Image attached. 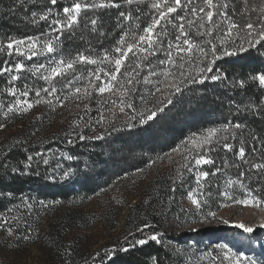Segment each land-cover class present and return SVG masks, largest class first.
<instances>
[{
  "label": "snow or ice",
  "instance_id": "snow-or-ice-1",
  "mask_svg": "<svg viewBox=\"0 0 264 264\" xmlns=\"http://www.w3.org/2000/svg\"><path fill=\"white\" fill-rule=\"evenodd\" d=\"M140 2L68 0L65 6L57 10L58 0H14L16 7L8 10L11 15H16L25 4H39V9L31 11L30 15L26 10L23 18L37 26L44 22L47 28L39 36H5L0 40V53H6L9 58L17 57L15 61L4 60L3 66H0V76L7 74L8 77L3 92L14 97L13 102L6 106L0 105V108L6 109L3 113L5 118L9 114H27L41 103L54 110L56 107H64L68 101L78 102L77 107L79 102L95 101L100 106L99 118L94 123L84 121V128L95 130L96 125L103 127L109 123L104 112L112 109H118L119 113L124 114L128 127L132 128L136 126L132 121L138 120L143 125L151 121L157 112L164 110L162 101L160 107L138 110L137 97L143 101L145 94L155 96L167 93L164 98L171 104L176 94L192 85L204 84L206 81L223 83L228 80L227 74L217 66V62L225 57H236L255 50L259 57L264 58V0H149V22L143 26L139 23L140 16L136 15L142 13L139 7L134 11H119L116 18V27L120 29L119 38L114 45L104 48L99 38H107L110 33L104 30L98 13L104 9L119 10L125 5L131 9L132 5ZM82 18L80 41L83 42L87 34L90 48L91 38H96L97 43L101 44V50L95 57L78 48L73 50L74 55L65 52V33L68 39L75 40ZM133 21L137 23L133 24ZM34 57H42L44 60L29 66L25 61H31ZM24 73H29L37 81H44L48 86L35 88L25 83L20 87L17 82L24 79ZM228 86L231 89V95L227 98L231 118L199 133H192L172 150L181 156L182 163L172 178L167 200L173 202L172 194L178 187L185 189L184 199L189 203V209L181 208V212L187 213L193 208L202 210L208 204L213 197L212 186L207 184L208 178L217 174L224 176L223 183L215 185L219 197L236 205L264 210V128H254L247 119L253 117L264 123V70L256 71L246 78L234 77L228 81ZM253 86L259 87V95L249 96V89ZM33 91L34 101L28 99ZM237 94H240V99L235 98ZM84 112H91L89 103H84ZM83 120L84 117L80 116L73 121L71 130L66 134L69 137L67 144L72 145L77 138L80 141L102 138L100 135L86 136L83 129L79 133L72 131L80 127V121ZM4 127L5 124L0 123V129ZM27 143V139L15 140L10 150ZM212 153L216 156L213 157ZM61 158L74 159L66 152L56 154L51 149L47 153L34 151L19 162L23 164L21 169L19 165L13 166L8 162L6 152L0 166L10 169L12 173L27 175L33 164L38 168L42 161L51 167V161L55 159V167L51 168L55 172L62 167L59 163ZM217 159L221 161L220 165H217ZM202 165H212L213 168L211 171L205 170ZM231 169H236L235 174ZM189 174L195 178L194 186L186 182ZM63 175L69 176L70 171H65ZM48 178L54 179L55 176ZM253 184L255 187H252ZM241 192L243 197L238 195ZM0 196L12 197L13 194L0 193ZM20 200L21 204L16 206L17 211L21 206L25 210L32 209L33 204L29 203L28 198L21 196ZM60 203L59 200L48 203L39 201L44 208ZM144 203L148 204L149 201ZM160 203V213L164 214L167 209L163 200ZM7 211L12 213L13 208ZM207 216L216 218V213L209 211ZM20 219L18 215L11 216V219L0 217V228H6L8 236L16 238L14 225H18ZM222 222L230 223L227 219ZM234 226L244 233L254 231L252 226L242 222ZM259 226L264 227V220ZM154 227L144 223L137 228L136 231L144 238L135 239L134 244L145 245L149 240L161 244L162 233L153 231L149 234L145 231ZM21 238L25 241L32 239L30 225ZM125 242H128L127 238ZM71 248V244L66 246L67 255H71ZM121 250L127 251L126 248ZM216 250L203 253L201 259L210 257L213 264H257L252 258L233 252L226 243L217 244ZM174 251L180 252L181 249L176 248ZM98 258L102 262L99 252L91 258L92 264ZM85 264L88 262L85 261ZM151 264H161L159 257L153 256Z\"/></svg>",
  "mask_w": 264,
  "mask_h": 264
},
{
  "label": "trees",
  "instance_id": "trees-1",
  "mask_svg": "<svg viewBox=\"0 0 264 264\" xmlns=\"http://www.w3.org/2000/svg\"><path fill=\"white\" fill-rule=\"evenodd\" d=\"M67 3L68 0H58L57 10ZM148 3L149 0H141L138 5H132L131 9L125 5L119 10L112 8L100 11L98 15L101 17L104 30L110 33L107 38H99L102 40V46L109 48L119 38L120 29L116 27L119 11H134L139 7L142 9V13H136L140 16L139 23L142 26L148 23L150 19ZM12 7H16L14 0H0V40L5 36L17 38L39 36L47 28L44 22L37 26L23 18L26 10L30 15L31 11L39 9V4L35 6L31 3L25 4L19 8L16 15L9 13L8 10ZM135 23L137 22L133 21V24ZM82 29L83 18L75 40L68 39V34L65 33V52H72L74 55L73 50L78 48L95 57L101 50V44L97 43L96 38H91L90 48L87 42L90 38L87 34L85 40L81 42L79 35ZM7 59L15 61L17 57L9 58L6 53H0V66H3L2 62ZM43 60L42 57H34L31 61L25 62L31 66L32 63ZM217 66L227 74L228 80L223 83L206 81L204 84L192 85L182 93L176 94L171 104L164 98L167 93L155 96L145 94L143 101L137 97L138 110L160 107L161 101L164 110L157 112L151 121L143 125L138 120L132 121L136 125L132 128L128 127L127 117L119 113L118 109L104 112L109 123L103 127L96 125L95 130L91 127L84 128V121L90 120L94 123L99 118L100 106L95 101L79 102V107L78 102L68 101L64 107H56L54 110L41 103L35 105L27 114H9L7 118L3 114L6 109L0 108V123L5 124V127L0 129V161L7 152L8 162L23 169V164L19 162L25 160L28 154L34 151L47 153L49 149L52 153L66 152L74 157L72 160L61 158L59 163L62 167L55 172L51 171L57 162L55 159L51 161V167L44 165L42 161L38 168L33 164L27 175L12 173L10 169L6 170L0 166V193L13 194L12 197L0 196V217L8 219L14 215L21 217L18 225H14L16 236L26 234L29 225L32 232L35 229L39 230L43 217L40 200L46 203L59 200L61 201L59 205L67 207L64 213L68 214L66 215L68 220L60 216L56 222L58 228L43 236V257L38 264H85V261L92 264L91 258L97 252L100 253L102 262L98 258L95 264H151L153 256L159 257L161 264H196L198 254L192 239L199 240L202 237V230L195 226L206 219L209 211L217 212L221 209L224 199L216 194L215 185L222 184L224 176L217 174L208 178L207 184L212 186L213 197L202 210L193 208L187 213L181 212V208L189 209L183 204L185 189L178 187L172 194L173 202L169 203L167 200L172 178L182 163L181 156L172 150L192 133H199L223 122L226 118H231L227 104V98L231 95L228 81L234 77L246 78L256 71L264 70V58L259 57L255 50H250L236 57H225L217 62ZM7 79V74L0 76V90L3 91L7 86ZM17 83L20 87L25 83L35 88L48 86L44 81L32 78L29 73H24V79ZM260 92L258 86H253L248 94L259 95ZM3 93L5 96L8 95ZM235 98L240 99V94ZM28 99L35 100L34 91L30 92ZM84 103H89L91 112L85 114ZM80 116H83L84 120L80 121V127L72 131L79 133L83 129L86 136L100 135L101 139L80 141L77 138L72 145L67 144L69 137L66 134L71 130L73 121ZM247 119L254 128H264V123L258 119L253 117ZM25 139L28 141L27 145L10 150L15 140ZM211 155L216 156L215 153ZM220 164L221 161L217 159V165ZM201 167L209 171L213 168L212 165ZM65 171H70V175L64 177ZM231 172L235 174L236 169H231ZM53 175L54 179L48 178ZM186 182L194 186L195 178L189 174ZM110 187L113 190L108 195L109 199L102 200L103 203L100 204L101 214L106 215V219L110 221L107 206L112 204L115 209L123 210L121 228L118 232L109 233L104 244L91 251L88 245L82 242V235L79 232L89 228L95 217H92V221L90 217H86L88 214H84L78 207ZM252 187H255V184ZM21 196L28 198L29 203L33 204L31 210H25L23 206L19 211L16 210V206L21 204ZM146 200L149 201L148 204L144 203ZM161 200L167 209L164 214L160 213ZM9 208H13L12 213H8ZM34 222L36 224L32 226ZM144 223L155 226L145 230L147 233L154 231L163 234L161 244L151 240L145 245L134 244L135 239L144 238L136 231ZM185 227L188 228L183 229ZM192 228L197 230L192 231ZM71 230L76 231V237L68 236ZM5 231L6 229H3L1 232L5 234ZM125 238L128 240L127 243ZM69 244L72 245L71 255L65 253V248ZM122 248H126L127 251H122ZM176 248L181 251L175 252ZM106 252L108 255H105ZM1 258L3 259H0V264H5V257Z\"/></svg>",
  "mask_w": 264,
  "mask_h": 264
},
{
  "label": "rangeland",
  "instance_id": "rangeland-1",
  "mask_svg": "<svg viewBox=\"0 0 264 264\" xmlns=\"http://www.w3.org/2000/svg\"><path fill=\"white\" fill-rule=\"evenodd\" d=\"M13 100L14 97L5 96L3 91L0 90V105L6 106L8 103L13 102ZM111 187L85 202L83 206L78 207L84 214H88L86 217H90L89 219L92 220V217H95L89 228L79 232L82 235V242L84 241L91 251L101 247L108 239L109 233L118 232L121 228L123 210L119 211L115 209L112 204L107 206L110 221L106 219V215L101 214L100 204L103 203L102 200H106L108 195L111 194L113 190ZM238 195L243 197L242 192L238 193ZM183 204L189 207V203L185 199L183 200ZM66 209V206L59 204H50L48 208L42 207L43 217L41 227L39 230L35 229L32 232V239L30 241L23 240L20 235L16 236V238L10 237L7 231L3 234L1 231L6 228H0V259H3L1 257L4 256L6 263L10 264H38L43 257V236L45 234L49 235L51 231L58 228L56 222L60 216L68 220L66 216L68 214L65 215L64 213ZM215 213L216 218L207 216L205 220L197 223L195 226L202 230V237L199 240L192 239V243L195 244L198 254L196 256V264H213L210 257L205 256L201 259V255L205 252L218 251L216 250V245L220 243L228 244L233 252L250 257L257 264H264V227L259 226L261 221L264 220V210L244 207L224 200L221 209ZM223 219L229 220L230 223L224 224L222 222ZM241 222L252 226L254 231L252 233H244L242 229L234 226L235 223ZM35 224L34 222L31 225ZM186 228L188 227L183 229ZM68 236L76 237V231L71 230Z\"/></svg>",
  "mask_w": 264,
  "mask_h": 264
}]
</instances>
